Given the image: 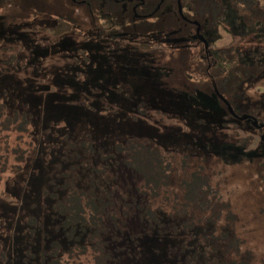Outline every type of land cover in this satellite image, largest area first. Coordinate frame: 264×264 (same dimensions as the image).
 Returning a JSON list of instances; mask_svg holds the SVG:
<instances>
[{
  "label": "trees",
  "instance_id": "1",
  "mask_svg": "<svg viewBox=\"0 0 264 264\" xmlns=\"http://www.w3.org/2000/svg\"><path fill=\"white\" fill-rule=\"evenodd\" d=\"M56 1L0 0V264H264V142L248 148L261 130L227 107L237 115L249 109L246 113L255 118L264 116V99L255 103L246 93L264 79V0H180L184 15L194 17L187 20L179 15L178 0L175 8L166 0L163 10L157 8L160 0L142 3L152 8L150 16L170 10L169 24L179 26L187 46L169 51L186 50V65L195 62L197 69L188 66L185 76L208 87V93L196 92L200 98H191L193 104L184 97L180 102L198 108L205 96L210 110L203 112L213 110L216 117L210 128L223 130L228 139V166L217 164L211 173L192 165L188 150L177 147L183 155L176 159L153 139L138 135H123L121 143L97 152L90 141L66 143L58 163L45 168L34 163L42 146V120L34 117L30 103L42 102L29 96L55 87L45 72L37 76L46 69V56L56 57L51 51L77 49L84 55L87 37L99 43L109 63L122 53L133 62L165 49L159 32L136 31L145 28L126 2L122 12L115 14L114 8L109 17L102 10L107 0H97L95 10L88 1L71 0L72 6L88 9L90 22L83 25L50 14ZM193 21L204 26L208 46L219 38L218 24L232 35L231 45L206 53ZM49 36L56 40L50 42ZM139 99L131 106L138 116L176 124L178 134L185 135L170 113ZM82 104L114 121L115 101L87 98ZM30 167L44 169L36 192L28 188ZM223 179L231 189L220 187ZM231 190L239 192L236 197ZM258 234V242L250 239Z\"/></svg>",
  "mask_w": 264,
  "mask_h": 264
},
{
  "label": "rangeland",
  "instance_id": "2",
  "mask_svg": "<svg viewBox=\"0 0 264 264\" xmlns=\"http://www.w3.org/2000/svg\"><path fill=\"white\" fill-rule=\"evenodd\" d=\"M85 1L90 3L89 9L95 10L94 6L97 0ZM147 1L116 0L113 3V0H107L106 5L102 6V10L108 13L110 17L114 12L111 10L114 8H116L115 14L122 12L123 8L121 5L126 2L130 9L137 12L133 18L136 19L135 22L138 21L137 23H139L140 21L142 27L145 28L143 30L140 27H136V31L149 32L151 29L152 32H159L164 38L165 49L160 53L156 50V52H145L147 53L146 55L136 56V60H133V62H131V58L122 53L115 57L114 63H109L107 56L103 54L102 49L99 47V43H96L93 38L87 37L82 47L85 51L84 55H78V52L75 53L77 49H62L57 51V55L55 51H51V54H55L54 56L56 57H52L51 55L46 56L44 59L46 66H43L44 62H41L43 68L46 69L45 71L40 70L37 76L42 77L44 75L43 72H45V77L49 78L55 87H48L47 90L29 96L37 98L42 102L41 106L30 103L34 117L38 116V122L42 120L39 131L42 146L38 151L34 163L39 164L42 168H45L48 164L58 163L64 152L66 143H73L79 140L90 141L97 152L106 150L111 145L121 143V136L123 135H138V137L153 139L158 147L166 149L167 153L173 155L176 159L179 155H183V151H176L177 147L188 150L192 165H203V169L207 173L216 171V168L220 164L228 166V139L225 140L223 138V130H212L210 128V122L216 120V117L213 110L207 113L203 112L206 109L210 110L208 103L204 100L206 97L204 96L203 101L196 105L198 108H188L190 104L187 101H191L193 97L200 98V95H196L197 91L204 90L207 93L209 91L207 90L208 87L204 84L190 82L196 80L194 77L185 76L183 70L188 66L190 67V71H196L197 69L195 62L186 65L183 54L185 56L187 51L180 50V53L174 51L172 54L169 51V48L176 49L178 47L184 49L182 46H187L184 34L179 26L169 24L172 17V15L169 16L170 10L165 8L162 14L158 13L150 16L149 11H152V8L148 9L147 6L142 4ZM109 2H112V7L108 4ZM171 2H173L172 6L175 8V1L171 0ZM155 3L158 4L157 2ZM56 5L57 8L50 6L47 11L50 14L56 12L58 13L57 15L70 18L74 23L86 25L87 22H90L88 18L90 14H87L88 9L86 7L72 6L71 0H57ZM166 5H168L166 0L162 4L159 3V7H162V10ZM117 9L119 12H117ZM142 11L144 14H142ZM19 12H21V15H24L23 11ZM197 13L199 12L197 11ZM196 16L198 17L199 14H196ZM185 17L189 19L194 18L190 15H185ZM148 18H155L157 20L153 21L152 24ZM127 28L130 29V27ZM147 28L149 30H146ZM200 28L203 35V32L206 30L204 26ZM135 29L133 28V30ZM217 32L219 38L212 42L209 47L212 50L228 49L233 41L232 35L221 24L217 25ZM195 33H197L196 29ZM52 37L49 36L50 42L56 40ZM194 54L188 59L194 60ZM18 55L21 56L22 53H18ZM35 56L38 57V54L36 53ZM71 59H74L73 62L70 61ZM147 72H149V77L146 76ZM263 88L264 79L257 80L254 82L252 89H246V93L250 96L251 101L256 103L264 99ZM133 95L136 96V99ZM149 95L157 97V100L155 97L149 99ZM226 95L228 96V94ZM130 96L133 98L130 99ZM140 97L146 98V102L153 109L170 113L173 118L170 119L175 123L178 121L181 124L183 128L182 134L185 135L181 136V133L178 134L174 129L176 124H174V127H170L165 123L156 122L149 117L138 116L131 109V106L135 105L134 100L141 102ZM181 97L187 100L184 104L180 102ZM87 98L92 100L104 98L115 101L114 121L111 120L110 114L105 115V117L100 116L88 107L83 106L82 103ZM27 99L28 97H26ZM216 102H218L217 106L220 107L222 105L219 101ZM35 109H37L36 112H34ZM248 110L244 109L243 111L246 113ZM256 119L264 120V116L260 115ZM43 120L47 122L43 123ZM259 122L261 123V121ZM195 123H200L199 125L201 126L198 128ZM249 124L252 128H256L251 123ZM254 134V141L248 145V148L256 146L260 141L264 142L261 139V132ZM43 171L44 169L39 170L35 167H30L28 170V178L31 182L28 188H32V192H36L40 188L37 180L40 179ZM218 181H220L218 182L220 187L228 186V189L232 188V185L227 183L228 180L224 181L223 179ZM43 184H45V181H43ZM259 188L253 187L251 191L254 193L259 192ZM231 192L234 197L239 193L233 190ZM236 200L239 206L244 204L241 197L236 198ZM10 205H13V203L11 202ZM6 207L10 211L13 209L12 206ZM231 207L236 208L232 203ZM260 236L261 234L250 236V239L258 242ZM16 238L21 242V236H17ZM147 264H153V262H148Z\"/></svg>",
  "mask_w": 264,
  "mask_h": 264
},
{
  "label": "flooded vegetation",
  "instance_id": "3",
  "mask_svg": "<svg viewBox=\"0 0 264 264\" xmlns=\"http://www.w3.org/2000/svg\"><path fill=\"white\" fill-rule=\"evenodd\" d=\"M75 1V0H74ZM161 4L164 2V0H160ZM158 7L157 8H160L159 7V4L157 5ZM180 8H181V12H180ZM178 12H179V15L182 19L184 20H187V18L185 17L184 13H183V9H182V5H181V2L180 0H178ZM195 26H196V30L201 27V25L197 22V21H193L192 22ZM201 28L199 29V32L196 33V36L197 38L203 42L204 46H205V52L207 53V50L210 48L207 44V41L203 38V35L201 34ZM205 42H204V41ZM233 115V114H232ZM245 115V116H249V117H246V118H242V116ZM234 117H236L237 119L239 118L240 120H243V121H246L248 123H251L252 124V120L253 118H255L253 115L249 114V113H241L240 115H233ZM256 119V118H255ZM257 120V119H256ZM258 124L259 125H264V123H260L258 120H257ZM253 125V124H252ZM256 127V126H255ZM257 129L261 130V134L262 136L264 137V126L263 127H256ZM262 136H261V139H262Z\"/></svg>",
  "mask_w": 264,
  "mask_h": 264
},
{
  "label": "water",
  "instance_id": "4",
  "mask_svg": "<svg viewBox=\"0 0 264 264\" xmlns=\"http://www.w3.org/2000/svg\"><path fill=\"white\" fill-rule=\"evenodd\" d=\"M180 12H181V8H180ZM197 32H199V28L197 29ZM227 106H228V109H229L230 113L233 114V115H235L234 112H233V110H232V108L228 104H227ZM246 117H249V116H245V115L242 116L243 119L246 118ZM252 124L254 126H256V127H263L264 126V125H259L258 122H257V120L255 118H253ZM262 140H264V137L263 136H262Z\"/></svg>",
  "mask_w": 264,
  "mask_h": 264
}]
</instances>
